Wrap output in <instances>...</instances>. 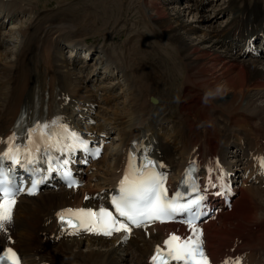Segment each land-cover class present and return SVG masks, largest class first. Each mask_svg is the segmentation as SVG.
<instances>
[{
  "label": "bare ground",
  "instance_id": "6f19581e",
  "mask_svg": "<svg viewBox=\"0 0 264 264\" xmlns=\"http://www.w3.org/2000/svg\"><path fill=\"white\" fill-rule=\"evenodd\" d=\"M21 1L25 0H0V9L11 15L10 22L22 18L18 12L25 16L33 12V8L25 10ZM113 1V12H120L126 0ZM181 1L128 0L129 10L139 3V21L148 20L154 31L150 30L152 34L147 38L141 32L131 37L126 45L128 56L122 57L104 48L105 72L123 74L125 83L103 88L102 96L111 107L98 112L99 127L110 132L118 130L120 139L116 149L110 152L113 161L100 160L98 179L93 187L88 186L89 191L105 189L118 177L124 166V159L120 160L124 146L138 131L158 132L164 157L171 164L183 166L198 145L204 154L218 152L227 156L232 153V164L246 165L252 174L255 172L250 155L264 147V56L246 55L243 46L264 32V0H230L227 6L212 4L207 15H199L197 9L203 6L205 9L208 0L186 3L183 8L173 5ZM43 6L47 7L48 2ZM66 7L62 4L56 12H37L35 17L29 18L28 24L22 20L13 30L18 44V50L13 52L15 58H8L11 52L2 49L0 136L9 132L22 101L35 98L39 90L46 87L50 89L49 98L59 102L54 88L56 82L59 80L61 85V79L71 81L68 65L77 57L69 60L64 53L72 44L84 45V38L79 37L75 25L82 19L87 20L92 10L86 18L80 14L82 10L75 13L74 8ZM229 10L233 19L228 28L223 30V23H211ZM105 11L106 18L100 19L103 25L113 16L112 11ZM190 13H194L192 18L187 17ZM6 16L0 18V37ZM199 29L205 32L196 34ZM156 33L159 35L154 37ZM159 36L165 40L157 39ZM218 85L219 94L204 103L206 90ZM119 87H123L122 92L117 91ZM74 91L79 93L80 89ZM152 96L157 97V101L153 102ZM243 184L246 186L240 188L234 209L224 211L219 224L211 221L204 228L207 247L216 259L226 254V248L237 236L245 239L243 249L258 247L264 251V187L247 184L246 180ZM84 196L83 187L76 192L52 189L20 200L15 216L16 236L26 264H41L47 260L54 264H149L147 256L154 243L173 227L171 223L156 225L155 231L151 228L150 237L138 231L125 249L113 248L101 239L84 244L87 251L81 248L83 243L75 239H62L57 243L51 236L52 232L56 233L54 221L46 225L44 222L50 219L55 208L82 202ZM256 234L257 238L249 241L248 238ZM251 259L255 257L252 255Z\"/></svg>",
  "mask_w": 264,
  "mask_h": 264
},
{
  "label": "snow or ice",
  "instance_id": "6c2138e0",
  "mask_svg": "<svg viewBox=\"0 0 264 264\" xmlns=\"http://www.w3.org/2000/svg\"><path fill=\"white\" fill-rule=\"evenodd\" d=\"M46 127V125L44 126ZM72 146L86 147L87 142L83 141L78 134L72 133ZM15 139V134L8 138V153L17 163L20 162L18 155L14 153L11 147ZM27 152L28 149H25ZM99 155V149H96ZM264 162V157L261 158ZM156 161L149 160L148 164L142 167H135L130 164L129 172L125 174L120 185V193L112 198L115 204L116 213L120 217L126 218L131 224L140 225L144 221L153 219L171 220L179 213L188 214L187 223L192 229V235L181 237L173 232L164 244L167 245L165 255H161L162 249L157 246L156 254L152 256V260L156 264H167L165 257L174 258L182 261L183 264H212L211 259L207 255L204 247L203 230L198 227L196 220L199 219V212H193V206L202 207V196H196L187 200L179 198H169L166 195L164 187V176L152 166ZM162 163V162H161ZM39 180H35L32 186L27 188L28 192H35ZM223 188H228L224 183ZM25 191L18 183H15L9 173L0 170V230L7 231L6 225L13 219L12 210L15 205L16 194ZM196 191V189H194ZM65 211L69 215H65ZM61 221L68 219L73 225V230L78 227L87 228L89 231L105 232L111 235L112 232L120 229L131 232L128 223L124 219H118L117 215L108 209L101 207L99 211L96 209H67L58 213ZM75 217V218H73ZM5 258L11 261V264H20L19 256L14 249L8 248L0 255V261ZM230 264H242L241 259H235Z\"/></svg>",
  "mask_w": 264,
  "mask_h": 264
},
{
  "label": "rangeland",
  "instance_id": "374dc122",
  "mask_svg": "<svg viewBox=\"0 0 264 264\" xmlns=\"http://www.w3.org/2000/svg\"><path fill=\"white\" fill-rule=\"evenodd\" d=\"M26 2H27V4L28 5H30V4H34V6H31V9L33 8V12H35V15H33V16H31L32 18L33 17H35L36 16V14H37V12H40V10H39V8H41L42 7V9H52L50 12H56V11H58V9H59V6L60 5H64L65 7H66V5H67V7L69 6H71V8H74L75 10H76V12L75 13H78L79 11L78 10H82L81 12H80V14H82L83 16H87V15H89L90 14V12H91V10H92V12H91V16H87L86 18H87V20L86 19H82V21H81V23H79L78 25H81L88 33H87V35H86V39H87V41H88V43H90V44H92V45H94V46H104V45H106V46H108V47H112V46H114L115 45V36H118L116 39L121 43V42H123V41H129V37H128V29H126V28H124V26H123V22H124V20H126V22L127 23H129V22H131V24L133 23V25L134 26H141L140 25V23H139V21H135L139 16H138V13H137V10H138V8L135 10V11H133L130 15L129 14H125V16L123 17V18H120L119 17V14L120 13H122L123 11L122 10H125V11H128V9H129V3H125L126 5L125 6H123L122 7V5H121V9H120V12H117V13H114L113 12V7H114V1L113 0H61V1H63L62 2V4L61 3H59V1L60 0H25ZM44 1V2H43ZM198 0H192V1H190V2H188V0L185 2L184 0H182L181 2H179V3H174L173 5H176V6H178V7H181V8H183L184 7V4H186V3H194V2H197ZM202 0H199L198 2H201ZM48 2V6L47 7H44L43 5H44V3L46 4ZM80 2V3H79ZM227 2V3H226ZM229 2H230V0H208V2L207 3H209V5L205 8V9H203L204 8V6L203 7H200V8H198L197 10L199 11V15L201 14V15H207L208 14V12H209V10H210V8H211V5L212 4H215V5H220V6H227L228 4H229ZM67 3V4H66ZM123 3V2H122ZM39 4H40V6H39ZM113 4V5H112ZM226 4V5H225ZM111 5H112V7H111ZM73 6H75V7H73ZM98 6H100V7H98ZM127 6V7H126ZM66 7V8H67ZM77 7V8H76ZM105 7V8H104ZM210 7V8H209ZM54 8V9H53ZM65 8V9H66ZM107 8V9H106ZM83 9H85V10H83ZM97 12H96V11ZM103 10L105 11V10H108V11H112V17L113 18H115L116 16V18L115 19H119L120 18V21H118L115 25H114V28L116 29V32L114 33V31L115 30H113V29H111V32L108 34L109 36H107V34L106 33H101L102 31H105V30H107V24L106 25H103L102 23H103V21H101L100 19H105L106 18V16H104V17H102V15H103ZM202 10V11H201ZM43 11V10H42ZM86 11V12H85ZM206 13H204V12ZM84 12V13H83ZM107 12V11H106ZM105 12V13H106ZM28 13H31V12H28ZM136 13V14H135ZM85 14V15H84ZM194 13H190L189 14V16H187L188 18H192V16H194L193 15ZM106 15V14H105ZM137 15V16H136ZM233 14L231 13V11L229 10V11H227L226 13H222L218 18H215L214 20H212V22L211 23H213V24H219V23H223V25L221 26V28H223V30L224 29H226V28H228V26H230L231 25V22L230 21H232V19H233V16H232ZM25 16V15H24ZM95 16V17H94ZM31 17H29V18H31ZM84 17V18H85ZM91 17V18H90ZM93 17L95 18L94 20H93ZM28 17H26V19H25V17L23 18V16H22V18L21 19H23V23H25V24H28L29 23V21H30V19H29ZM110 19V18H109ZM84 21L86 22V23H84ZM15 22V21H14ZM136 22H138L137 24H136ZM140 22H142V21H140ZM8 23H11L10 25H9V27L8 28H5L4 30L6 31V32H10V33H12V36H7L8 37V40L9 41H11L12 40V38L13 37H15V33H14V31L18 28L17 26H19V24H20V21H18V23H16V24H12L13 22H8ZM107 23H109V21L107 22ZM143 23V22H142ZM146 23H147V25H146ZM230 23V24H229ZM84 24V25H83ZM144 26H146L145 28H146V30H145V33H147V36H146V38L147 37H149L152 33H150L152 30L154 31V29H153V26L152 27H150L151 25L149 24V21L148 20H145L144 21ZM229 24V25H228ZM12 25L14 26V27H12ZM227 26V27H226ZM142 27V26H141ZM131 28V27H130ZM129 28V29H130ZM143 29H144V27H142ZM152 28V29H151ZM7 29V30H6ZM14 30V31H13ZM100 30V31H99ZM113 30V31H112ZM151 30V31H150ZM132 31L134 32V34H133V36L134 35H136V34H138L139 33V31L137 30V29H132ZM150 31V32H149ZM152 31V32H153ZM136 32V33H135ZM205 32V29L203 30V29H199V30H197L195 33L196 34H203ZM142 34H144L145 35V33H143V32H141ZM195 34V35H196ZM154 35V37H156V36H158L159 34H153ZM122 36V37H121ZM130 36V35H129ZM133 36H131V37H133ZM160 37V36H159ZM164 38V37H163ZM86 39L84 38V42L86 41ZM104 40H108V42L106 43V44H104L103 43V41ZM14 41V40H13ZM15 43V42H14ZM84 46H85V43H84ZM84 46H82V47H84ZM88 47H90L91 49H93L92 47L93 46H88ZM107 47V48H108ZM5 49H7V48H5ZM119 53V52H118ZM65 54V53H64ZM10 56H8V58H9ZM75 57H77V56H74L73 57V59L75 58ZM101 58V56L100 55H97V57H96V60H99ZM79 58L77 57V60H78ZM102 70H104L105 71V69H104V67H103V61H102ZM121 76L123 77V80H122V78H121ZM118 77H119V79H117L116 81H115V79L114 78H108L107 80V82L109 83V85H114V84H118V82L119 83H121V82H123L122 84H124L125 83V76L123 75V74H121V73H119L118 74ZM114 79V80H113ZM117 82V83H116ZM120 89H121V92L123 91V87H119V91H120ZM107 103V105H108V107H111V103L110 102H106ZM102 112H104V109L101 111V113ZM113 121H114V119H113ZM111 134L113 135L114 134V136H112V139L114 140L113 141V143H115L116 144V146H115V144H114V147L116 148L117 147V145L119 144V139H120V134H119V132H118V130H116V131H113V132H111ZM116 141V142H115ZM118 143V144H117ZM112 146V145H111ZM113 147V148H114ZM81 248L82 249H85L86 251L88 250V247L86 246V245H84V244H82V246H81ZM74 251H76V252H78L77 250H75L74 249ZM79 254H82V253H79Z\"/></svg>",
  "mask_w": 264,
  "mask_h": 264
},
{
  "label": "clouds",
  "instance_id": "9594fccd",
  "mask_svg": "<svg viewBox=\"0 0 264 264\" xmlns=\"http://www.w3.org/2000/svg\"><path fill=\"white\" fill-rule=\"evenodd\" d=\"M220 92V86L218 85L215 89H209V90H206L204 96H203V102L204 103H209L210 102V99L217 96ZM177 99H179L177 97Z\"/></svg>",
  "mask_w": 264,
  "mask_h": 264
}]
</instances>
